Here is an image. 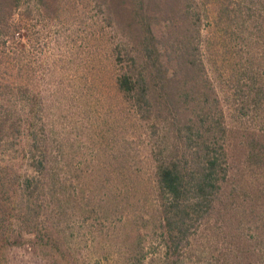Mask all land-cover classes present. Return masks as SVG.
<instances>
[{"label": "trees", "instance_id": "1", "mask_svg": "<svg viewBox=\"0 0 264 264\" xmlns=\"http://www.w3.org/2000/svg\"><path fill=\"white\" fill-rule=\"evenodd\" d=\"M37 1L48 14L61 11L60 0H51L55 10L48 0ZM93 1L117 37L114 85L133 114L137 139L144 140L164 245L180 257L219 213L227 215L226 228L249 216L251 203L243 194L252 186L240 168H264V0ZM8 2L0 0L1 47L9 31ZM154 26L164 28L160 36ZM218 53L230 54L223 61L226 89L217 77ZM6 83L0 91V211L33 225L45 183L62 175L56 171L62 147H53L37 120L38 98L28 85ZM19 167L23 172L14 170ZM130 173L124 178L133 186L139 172ZM102 174L117 181L123 169ZM22 244L23 235L3 240V246Z\"/></svg>", "mask_w": 264, "mask_h": 264}, {"label": "rangeland", "instance_id": "2", "mask_svg": "<svg viewBox=\"0 0 264 264\" xmlns=\"http://www.w3.org/2000/svg\"><path fill=\"white\" fill-rule=\"evenodd\" d=\"M12 1L6 8L11 13L6 46H0V91L6 82L26 84L37 96V120L53 147H62L57 158L62 166L54 167L62 175L45 183L33 225L0 211V264H264V168H240L252 186L243 194L251 203L249 216L234 217L244 218L243 224L226 228L227 215L219 213L196 231L182 256L169 254L148 183L144 140L137 139L133 114L114 85L117 37L105 15L93 0H60L56 15L37 0ZM212 17L209 11L207 24ZM4 26L0 23V36ZM153 30L160 36L164 28ZM229 55L216 57L225 89L223 61ZM52 150L51 161L57 153ZM106 168H122L123 178L99 175ZM127 170L139 172L133 186L124 178ZM19 235L21 246H3L4 239Z\"/></svg>", "mask_w": 264, "mask_h": 264}]
</instances>
